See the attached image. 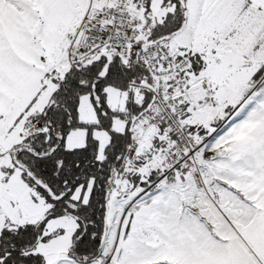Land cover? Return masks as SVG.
Instances as JSON below:
<instances>
[{
  "label": "snow or ice",
  "instance_id": "snow-or-ice-1",
  "mask_svg": "<svg viewBox=\"0 0 264 264\" xmlns=\"http://www.w3.org/2000/svg\"><path fill=\"white\" fill-rule=\"evenodd\" d=\"M0 264H264V0H0Z\"/></svg>",
  "mask_w": 264,
  "mask_h": 264
}]
</instances>
